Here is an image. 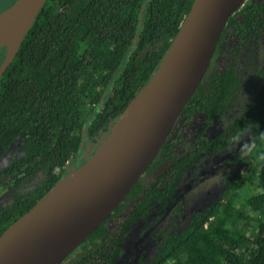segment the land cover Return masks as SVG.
I'll return each mask as SVG.
<instances>
[{
	"label": "trees",
	"instance_id": "1",
	"mask_svg": "<svg viewBox=\"0 0 264 264\" xmlns=\"http://www.w3.org/2000/svg\"><path fill=\"white\" fill-rule=\"evenodd\" d=\"M194 1L45 2L0 81V237L112 135L160 68ZM227 33L234 39V59L223 69L212 65L180 117L179 132L147 175L167 168L149 187L141 180L76 256L62 264H264V85L225 132L214 139L205 135L241 96L237 63L243 51L264 38V2H247L230 19L214 62ZM8 51L7 45L0 48V66ZM260 72L264 79V67ZM199 118L198 131L187 137ZM247 129L250 142L228 160L238 171L218 198L182 226L152 235L150 249L123 262L134 227L155 208L164 212L174 206L184 175L203 156L225 152ZM179 146L187 149L180 156ZM242 190L249 192L245 204L255 217L238 206ZM131 201L135 208L115 236L108 224Z\"/></svg>",
	"mask_w": 264,
	"mask_h": 264
},
{
	"label": "water",
	"instance_id": "2",
	"mask_svg": "<svg viewBox=\"0 0 264 264\" xmlns=\"http://www.w3.org/2000/svg\"><path fill=\"white\" fill-rule=\"evenodd\" d=\"M30 1L33 0H18L7 11L18 6L25 8ZM46 1L42 0L17 49L9 43L0 44V48L9 46L0 66V81ZM246 2L194 1L160 68L117 124L136 101L146 95L147 113L129 146L109 166L95 172L99 154L113 138L116 126L93 157L88 159L85 154L86 161L81 166L70 170L27 214L3 233L0 237V264H11L16 253L67 224L97 223L67 255L52 263L62 264L111 217L157 160L184 109L209 73L228 22Z\"/></svg>",
	"mask_w": 264,
	"mask_h": 264
},
{
	"label": "rangeland",
	"instance_id": "3",
	"mask_svg": "<svg viewBox=\"0 0 264 264\" xmlns=\"http://www.w3.org/2000/svg\"><path fill=\"white\" fill-rule=\"evenodd\" d=\"M14 2L15 0H0V11H7L12 7ZM233 44L232 34L227 33L224 42L221 43L222 47L219 51L217 59L213 63L215 67L223 69L229 64V62H231L230 47ZM258 62L257 55L252 51L250 53H245L243 58L240 60L238 64V72L244 77L245 81L242 95L239 98L238 103L232 109L228 118H226V120H218L216 124L208 131L207 136L209 138H215L217 135L222 133L231 123V121L237 118L242 110L255 98L256 93L260 88V83L257 81L258 75L257 72H255V68L259 64ZM200 121V118L194 121L192 127L186 133L187 137L194 135L200 124ZM245 131L246 134L242 138L234 141L224 153L206 156L199 163L194 175L190 177L185 186H183L181 200L182 206L180 211L181 215L177 219L179 226H182L184 223H186L191 212L196 209H201L216 200L218 198L219 191L222 190V187L225 184V181H227L230 176L237 172V169L229 165L227 161L230 157L236 156V154L250 142V130L247 129ZM262 149V153H264V145ZM262 167H264V165ZM156 176L157 175L146 177L144 179L145 184H151ZM247 191L248 190H246V192L244 190L241 191V194L243 195L241 199L238 200V206L244 208V212L247 214H251V216L255 217L256 215L251 213V209H249V207L245 204L246 198L249 195V192ZM131 207L132 205L128 204L126 211L129 212ZM175 216V212L173 211L172 213L171 211L166 215V217H157V220L154 221L155 227L153 231L171 230V224ZM122 220L123 218L119 219L118 221H112L109 225V228L115 232L117 224ZM134 241H136V235L132 237V242ZM140 244L143 250L150 249L154 245L152 236L150 240L145 242L141 241ZM73 254L74 253H72L70 256L75 255Z\"/></svg>",
	"mask_w": 264,
	"mask_h": 264
},
{
	"label": "bare ground",
	"instance_id": "4",
	"mask_svg": "<svg viewBox=\"0 0 264 264\" xmlns=\"http://www.w3.org/2000/svg\"><path fill=\"white\" fill-rule=\"evenodd\" d=\"M42 0H33L25 8L15 7L0 15V44L9 43L17 49L19 41L30 26ZM146 95L138 99L121 120L111 138L99 154L95 172L99 173L118 159L137 134L144 120L148 105ZM97 223H73L57 229L52 235L29 244L16 253L11 264H52L67 255L71 248L85 238Z\"/></svg>",
	"mask_w": 264,
	"mask_h": 264
},
{
	"label": "flooded vegetation",
	"instance_id": "5",
	"mask_svg": "<svg viewBox=\"0 0 264 264\" xmlns=\"http://www.w3.org/2000/svg\"><path fill=\"white\" fill-rule=\"evenodd\" d=\"M253 2V1H257V2H259V3H262V2H264V0H247V2ZM246 2V3H247ZM245 3V4H246ZM245 6V5H244ZM241 11V10H240ZM222 37H223V35H222ZM221 37V38H222ZM221 40V39H220ZM220 43V42H219ZM233 43H234V39H233ZM256 43H258V44H255V43H253L248 49H246L245 51H243L242 52V54H241V56H240V58H239V60H238V63H237V71H238V64H239V62H240V60L243 58V56H244V54L245 53H250L251 51L252 52H254L256 55H257V59H258V65L256 66V68H258V70H256V68H255V72H257V81L260 83V88H259V90L257 91V93H256V96H255V98L253 99V101L257 98V96H258V94H259V92H260V90H261V88H262V86L264 85V79H261V76H260V74H261V70L263 69V67H264V38H263V40L262 41H260V42H256ZM235 44V43H234ZM234 44L233 45H231V47L232 46H234ZM219 45V44H218ZM219 47H220V45H219ZM219 47H218V49H219ZM218 51V50H217ZM217 53V52H216ZM216 56V55H215ZM230 59H231V61H232V59H234L233 58V56H232V51H230ZM214 59H215V57H214ZM213 63H214V60H213ZM213 63H212V65H213ZM212 65H211V67H212ZM230 65V62H229V64L226 66V67H228ZM211 69V68H210ZM208 75V74H207ZM207 77V76H206ZM205 77V78H206ZM241 78L243 79V84H244V86H245V81H244V77L241 75ZM205 80V79H204ZM204 82V81H203ZM241 95H242V93H241ZM241 97V96H240ZM239 97V98H240ZM238 101H239V99L237 100V103H238ZM252 101V102H253ZM252 102H250L243 110H242V112L252 103ZM237 103H235V105L237 104ZM235 105H234V107H235ZM233 109V108H232ZM232 109H231V111H232ZM231 111L226 115V117H223V118H221L222 120H226V118H228V116H229V114L231 113ZM241 112V113H242ZM241 113L238 115V117L241 115ZM237 117V118H238ZM237 118H235V119H237ZM234 119V120H235ZM218 120H220V118L219 119H217L215 122H214V124L212 125V127L216 124V122L218 121ZM234 120H232L231 121V123L226 127V129L225 130H227L228 129V127L233 123V121ZM180 124H181V122H180V119H179V121L177 122V124H176V126H175V128H174V130H173V132L171 133V135H170V137H169V139H168V141L173 137V135L175 134V133H177V132H179V130H180ZM192 127V126H191ZM190 127V128H191ZM212 127H210L207 131H206V133H205V135H206V137L208 138V139H214V138H209L208 136H207V133H208V131L212 128ZM198 129H199V126H198V128H197V130L196 131H198ZM225 130L223 131V132H225ZM196 131H195V133H196ZM188 132V131H187ZM222 132V133H223ZM194 133V134H195ZM222 133H220V134H222ZM219 134V135H220ZM219 135H217L216 137H218ZM245 135V134H244ZM244 135H242L241 137H239V138H237V139H234L233 140V142L234 141H236V140H238V139H240V138H242ZM215 137V138H216ZM168 141H167V143H168ZM101 142H102V140H101ZM232 142V143H233ZM166 143V144H167ZM231 143V144H232ZM230 144V145H231ZM229 145V146H230ZM228 146V147H229ZM227 147V148H228ZM227 150V149H226ZM225 150V151H226ZM162 151V150H161ZM186 151H187V149L184 147V146H179V148L177 149V154H178V156H180V155H183V154H185L186 153ZM224 153V152H223ZM211 154H222V153H210V154H207V155H205V156H203L200 160H199V162L195 165V167H194V170L193 171H191V172H188V173H186L185 175H184V178H183V181H182V183L178 186V188H177V191H176V197H177V202H176V204L174 205V206H171V207H168V209H166L164 212H160L159 211V209L158 208H155L154 210H153V212H152V214H151V216L145 221V222H141L140 224H138L137 226H135L134 227V229L132 230V232L128 235V237H126V248H125V250H126V254L124 255V258H122V261L124 262V261H128V259L130 260V259H132V257L133 256H136L137 254H139V253H141V251H144L143 250V248L141 247V244H140V242L141 241H148V240H150V238H151V236L152 235H154L155 233H157V232H163V231H167V230H162V231H157V230H154L153 231V229H154V221H156L157 220V217H166V215L167 214H169V212H171L172 211V213H173V211L175 212V217H174V219H173V221H172V224H171V227L172 228H174L175 227V225H178L179 226V223L177 222V219L180 217V215H181V200H182V192H183V190H182V188H183V186H185V184L188 182V180L190 179V177H192L193 175H194V173H195V171H196V168L198 167V165H199V163L206 157V156H208V155H211ZM238 154V153H237ZM236 154V155H237ZM159 157V156H158ZM235 157V156H234ZM234 157H230L229 159H231V158H234ZM228 159V160H229ZM84 161H86V159L84 158ZM156 162V161H155ZM228 162V161H227ZM155 164V163H154ZM153 164V165H154ZM229 164V163H228ZM230 165V164H229ZM153 167V166H152ZM151 167V168H152ZM233 167H235V166H233ZM167 168V166H163V169H160L159 171H157V172H155V173H153L152 175H157L156 176V178L152 181V183L151 184H145L146 186H151L152 184H153V182L161 175V173H162V171L164 170V169H166ZM69 169H71V166H69ZM235 169H237V168H235ZM237 171H238V169H237ZM149 172V171H148ZM147 172V173H148ZM236 174V173H235ZM235 174H233V175H235ZM152 175H145L141 180H143V182H144V179L146 178V177H150V176H152ZM232 175V176H233ZM231 177V176H230ZM229 177V178H230ZM228 178V179H229ZM228 179H227V181H228ZM140 180V181H141ZM200 181V180H199ZM227 181H225V183L227 182ZM145 183V182H144ZM223 188V187H222ZM220 192H221V190L219 191V193H218V195L220 194ZM128 204H130V205H132V207H131V210H129V212H127L126 210V207H127V205ZM135 205H136V202H134V201H131V202H129V203H127L126 204V207H125V210L123 211V213L121 214V216L120 217H117L116 219H114V220H112V221H118L119 219H121V218H123V220L120 222V223H118L117 224V226H116V229H115V232L114 231H112L110 228H109V225H110V223L112 222H110L109 224H108V230L113 234V235H115V236H117V235H119L120 234V225L126 220V219H128L129 218V216L132 214V212H133V210H134V208H135ZM206 206H208V205H206ZM205 206V207H206ZM205 207H203V208H201V209H196V210H194L193 212H195V211H197V210H202V209H204ZM126 212V213H125ZM193 212H191L189 215H191ZM189 217V216H188ZM187 222V221H186ZM153 231V232H152ZM136 235V241H134V242H132V237L133 236H135ZM139 244V245H138ZM138 245V246H137ZM141 247V248H140ZM130 256V257H129ZM71 257V256H70Z\"/></svg>",
	"mask_w": 264,
	"mask_h": 264
},
{
	"label": "crops",
	"instance_id": "6",
	"mask_svg": "<svg viewBox=\"0 0 264 264\" xmlns=\"http://www.w3.org/2000/svg\"><path fill=\"white\" fill-rule=\"evenodd\" d=\"M4 13V12H3ZM1 15V14H0Z\"/></svg>",
	"mask_w": 264,
	"mask_h": 264
}]
</instances>
